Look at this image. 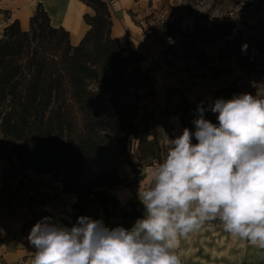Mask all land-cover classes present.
<instances>
[{"label":"trees","instance_id":"obj_1","mask_svg":"<svg viewBox=\"0 0 264 264\" xmlns=\"http://www.w3.org/2000/svg\"><path fill=\"white\" fill-rule=\"evenodd\" d=\"M81 1L95 15L85 16L90 30L78 46L65 29L52 26L42 5L28 31L15 21L0 37L2 142L19 171L52 175L66 194L127 186L119 164L127 163L133 174L142 170L126 160L131 137L141 160L160 161L166 153L163 117H178L183 130L194 132L192 121L203 102L204 118L218 125L204 100L192 103L177 88L169 90L164 115L148 110L143 103L157 92L150 75L139 68L142 54L126 50L112 36L106 2ZM231 89L237 91L222 92ZM174 94L180 95L176 105Z\"/></svg>","mask_w":264,"mask_h":264},{"label":"clouds","instance_id":"obj_2","mask_svg":"<svg viewBox=\"0 0 264 264\" xmlns=\"http://www.w3.org/2000/svg\"><path fill=\"white\" fill-rule=\"evenodd\" d=\"M202 104L194 132L165 137L163 162L138 189L142 219L109 229L87 216L70 228L44 217L27 237L31 264H181L179 238L216 219L264 249V86L210 104L218 125L204 118Z\"/></svg>","mask_w":264,"mask_h":264},{"label":"rangeland","instance_id":"obj_3","mask_svg":"<svg viewBox=\"0 0 264 264\" xmlns=\"http://www.w3.org/2000/svg\"><path fill=\"white\" fill-rule=\"evenodd\" d=\"M130 13L138 39L133 38L131 44L123 40L122 45L143 56L139 68L150 75L157 92L143 105L156 116L164 115L171 88L183 91L192 103L201 98L209 106L242 93L255 96L257 86H264V0H141ZM229 87L237 91L222 92ZM179 100V94L172 95L174 105ZM162 122L168 139L182 134L178 117H163ZM192 143H197L194 137ZM138 149L131 137L126 160L142 170L128 176L124 188L137 196L141 183L147 184L165 156L147 162L141 160ZM0 158L7 161L1 175L5 179L18 164L1 134ZM34 178L45 185L50 180ZM182 239L184 245L179 244L181 250L176 253L181 264H264V249L225 232L219 219L205 222L199 231Z\"/></svg>","mask_w":264,"mask_h":264},{"label":"crops","instance_id":"obj_4","mask_svg":"<svg viewBox=\"0 0 264 264\" xmlns=\"http://www.w3.org/2000/svg\"><path fill=\"white\" fill-rule=\"evenodd\" d=\"M103 1L107 3L112 16V36L121 44L123 40L131 44L133 38L138 39L134 35L138 28L130 12L141 0ZM39 5L49 15L53 27L63 28L70 34L73 46H78L90 30L85 16L95 15L93 9L81 0H0V37L5 28L15 21L20 23L23 31H28L30 20ZM6 164V158H0V179ZM119 171L121 177L126 179L134 175L125 162L119 164ZM9 175L0 180V264H31L35 248L27 237L32 227L44 217H50L53 223L69 228L77 222L78 217L87 216L102 220L109 229L118 226L131 229L137 219L145 216L138 196L124 187L112 191L95 189L66 194L63 183L52 175H38L18 169ZM34 176L50 180L45 185L41 183L43 180H36ZM179 244L181 247L184 245L182 237ZM181 247L178 246L176 253Z\"/></svg>","mask_w":264,"mask_h":264},{"label":"bare ground","instance_id":"obj_5","mask_svg":"<svg viewBox=\"0 0 264 264\" xmlns=\"http://www.w3.org/2000/svg\"><path fill=\"white\" fill-rule=\"evenodd\" d=\"M112 191V190H111Z\"/></svg>","mask_w":264,"mask_h":264}]
</instances>
